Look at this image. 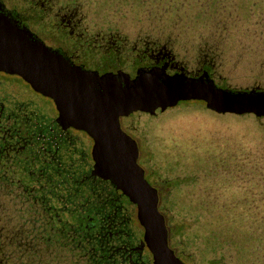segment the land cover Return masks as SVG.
<instances>
[{
	"label": "flooded vegetation",
	"instance_id": "1",
	"mask_svg": "<svg viewBox=\"0 0 264 264\" xmlns=\"http://www.w3.org/2000/svg\"><path fill=\"white\" fill-rule=\"evenodd\" d=\"M0 42L15 48L0 50V264L164 262L92 150L113 141L98 128L107 119L117 141L142 146L167 260L248 264L192 208L212 202L215 179L154 155L150 126H165L162 114L98 109L109 88L122 101L124 87L154 73L264 95V0H0Z\"/></svg>",
	"mask_w": 264,
	"mask_h": 264
},
{
	"label": "rangeland",
	"instance_id": "2",
	"mask_svg": "<svg viewBox=\"0 0 264 264\" xmlns=\"http://www.w3.org/2000/svg\"><path fill=\"white\" fill-rule=\"evenodd\" d=\"M161 118L167 120L165 126L160 122H151L150 126L156 136L151 143L154 155L164 165L205 170L215 179L212 189L207 188L213 194L212 202L191 203L194 213L201 214L205 209L212 232L222 230L227 221L233 222L231 235L245 239V228L250 229L249 222L255 215L254 203H264V169L258 168L259 159L264 157V122L260 124L250 115L219 114L205 107L179 105L168 107ZM253 194L255 198L247 203ZM263 209L258 207L257 211ZM259 212L256 218L262 216Z\"/></svg>",
	"mask_w": 264,
	"mask_h": 264
},
{
	"label": "water",
	"instance_id": "3",
	"mask_svg": "<svg viewBox=\"0 0 264 264\" xmlns=\"http://www.w3.org/2000/svg\"><path fill=\"white\" fill-rule=\"evenodd\" d=\"M13 46L12 42L0 44V50L15 49ZM5 56L14 57L15 54L7 52ZM119 96L123 97L122 101L116 100L115 91L110 88L106 90L103 97L107 100V105L103 104L98 111L105 109L116 113L120 108L126 110L138 107L146 114L160 115L173 105L200 106L219 114L250 115L260 124L264 122V95L221 89L207 79L197 81L178 76L146 74L124 87V92ZM105 125L110 128V132L101 135L110 136L113 141L94 142L93 152L98 161L108 162V167L112 168L119 185L135 200V216L145 227L146 240L152 255L161 256L164 259L161 264H175L176 262L167 260L168 251L171 254L173 252L166 244L168 234L163 227L162 216L158 212L159 203L145 202V200H156L153 196L156 190L149 184L147 174L139 164L142 146L140 148L136 143L117 141L116 137L122 135L117 134L115 120L98 121L99 130H103Z\"/></svg>",
	"mask_w": 264,
	"mask_h": 264
},
{
	"label": "trees",
	"instance_id": "4",
	"mask_svg": "<svg viewBox=\"0 0 264 264\" xmlns=\"http://www.w3.org/2000/svg\"><path fill=\"white\" fill-rule=\"evenodd\" d=\"M263 160L264 157L259 159L260 162V164L258 165L259 170L264 169ZM262 172H263L262 179L264 180V170ZM263 190H264V186H263ZM255 196L253 194L252 197L247 201V203H250L251 199L255 198ZM254 205H255V209H254L255 215L252 218L253 220L249 222L250 229L248 230L247 228H245L247 231L246 233L247 235L245 236V239L242 238L240 239L236 236L231 235L229 229L235 230L234 228L231 227L233 226V222L231 221H227L226 226H221L223 227L222 230L215 232H220L224 234L223 241L238 242L239 247L243 251V255L249 259L248 264H264V209L261 212L257 211L258 207L264 208V203H259L258 206L256 203H254ZM258 212L262 214V216L256 218V214ZM243 225L245 224L243 223Z\"/></svg>",
	"mask_w": 264,
	"mask_h": 264
}]
</instances>
